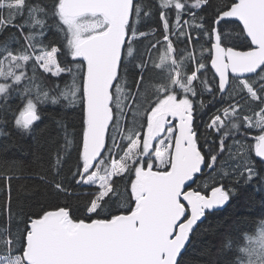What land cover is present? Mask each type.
<instances>
[{
  "label": "snow or ice",
  "instance_id": "snow-or-ice-1",
  "mask_svg": "<svg viewBox=\"0 0 264 264\" xmlns=\"http://www.w3.org/2000/svg\"><path fill=\"white\" fill-rule=\"evenodd\" d=\"M0 37L4 150L60 109L44 192L0 163V264H264V216L202 229L264 182V0H0Z\"/></svg>",
  "mask_w": 264,
  "mask_h": 264
},
{
  "label": "trees",
  "instance_id": "trees-1",
  "mask_svg": "<svg viewBox=\"0 0 264 264\" xmlns=\"http://www.w3.org/2000/svg\"><path fill=\"white\" fill-rule=\"evenodd\" d=\"M2 38V37H0ZM42 120L36 122L35 130L32 136H28L21 141L22 147H9L4 150V140L0 139V163L4 160L15 161L18 168L8 172L13 176L12 196L14 202L18 201L24 204L29 203L30 193L39 186V191L44 192L46 185L39 180V175L44 174L48 167L50 154L54 152L55 146L50 142L49 136H55V124L49 115L58 114L59 108H52L50 105L42 106ZM213 109H208L201 115L202 120H207L208 115ZM45 125L48 129L45 130ZM203 131V129H201ZM203 138L201 143H203ZM256 159L255 157H253ZM75 159H68L64 165L63 172L67 174L69 168H74ZM259 170V169H258ZM6 171L0 168V174ZM19 177V178H17ZM2 183V181H0ZM226 186H231V182L224 181ZM238 192L222 208L217 209L210 214L204 221L202 229L210 224L222 222L224 227L221 231H227L230 227H236L239 224L241 228L251 229V221L258 220L264 216V182L254 179L250 183L237 186ZM210 195V192L208 193ZM217 238L201 231L199 236H194L192 244L189 246L187 255L194 262L204 261L205 256L200 255L203 249L210 243H215Z\"/></svg>",
  "mask_w": 264,
  "mask_h": 264
}]
</instances>
